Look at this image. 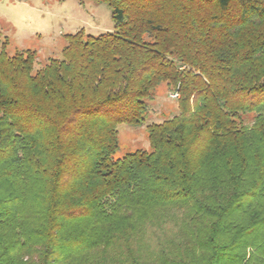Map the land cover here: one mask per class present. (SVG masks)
Returning a JSON list of instances; mask_svg holds the SVG:
<instances>
[{
	"label": "trees",
	"instance_id": "1",
	"mask_svg": "<svg viewBox=\"0 0 264 264\" xmlns=\"http://www.w3.org/2000/svg\"><path fill=\"white\" fill-rule=\"evenodd\" d=\"M93 1L37 70L0 34V264H264V0Z\"/></svg>",
	"mask_w": 264,
	"mask_h": 264
},
{
	"label": "rangeland",
	"instance_id": "2",
	"mask_svg": "<svg viewBox=\"0 0 264 264\" xmlns=\"http://www.w3.org/2000/svg\"><path fill=\"white\" fill-rule=\"evenodd\" d=\"M79 31L94 36L112 33L109 8L93 0H0V34L8 39L5 52L35 51V70L50 58L60 59L66 46L64 36ZM171 93L165 84L156 88L148 104L146 124L161 123L178 113L177 100L170 97ZM145 126H118L115 159L136 150L149 151Z\"/></svg>",
	"mask_w": 264,
	"mask_h": 264
},
{
	"label": "built area",
	"instance_id": "3",
	"mask_svg": "<svg viewBox=\"0 0 264 264\" xmlns=\"http://www.w3.org/2000/svg\"><path fill=\"white\" fill-rule=\"evenodd\" d=\"M170 97H171L172 99L177 100V99L179 98V95H178V93L173 92V93L170 94Z\"/></svg>",
	"mask_w": 264,
	"mask_h": 264
}]
</instances>
